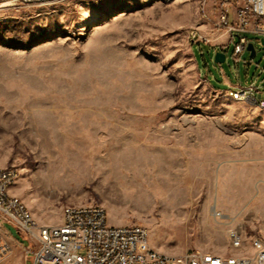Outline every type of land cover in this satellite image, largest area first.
Here are the masks:
<instances>
[{
  "label": "rangeland",
  "instance_id": "rangeland-1",
  "mask_svg": "<svg viewBox=\"0 0 264 264\" xmlns=\"http://www.w3.org/2000/svg\"><path fill=\"white\" fill-rule=\"evenodd\" d=\"M242 3L0 8V167L18 170L11 188L39 224L98 205L109 226H141L169 255L235 253L228 229L248 247L264 239V107L224 92L252 86L264 100V36L241 34L255 54L234 56L238 35L216 27ZM210 43L226 45L224 63ZM15 255L0 264H31Z\"/></svg>",
  "mask_w": 264,
  "mask_h": 264
},
{
  "label": "built area",
  "instance_id": "built-area-1",
  "mask_svg": "<svg viewBox=\"0 0 264 264\" xmlns=\"http://www.w3.org/2000/svg\"><path fill=\"white\" fill-rule=\"evenodd\" d=\"M62 1L0 0V8ZM216 27L230 34L231 41L233 35H238L233 54L239 56L250 42L241 34L264 36V0H243L235 12L234 22L230 23L223 13ZM255 90L252 86L232 87L226 94L264 107V100L255 98ZM16 175L19 174L15 167H0V262L11 252L1 231L2 224L7 223L27 241L26 252L31 264H264V252L246 257L217 256L199 249L180 256L161 253L150 247L148 233L141 226L111 229L105 210L98 205L66 206L59 228L30 221L29 209L18 205V197L9 193ZM227 238L230 250L243 246L241 233L236 229H228ZM256 243H264V240L257 237L255 248Z\"/></svg>",
  "mask_w": 264,
  "mask_h": 264
},
{
  "label": "bare ground",
  "instance_id": "bare-ground-1",
  "mask_svg": "<svg viewBox=\"0 0 264 264\" xmlns=\"http://www.w3.org/2000/svg\"><path fill=\"white\" fill-rule=\"evenodd\" d=\"M57 3H60V2H49V4H57ZM228 98H230L231 100H234V101H239V98H233L232 96H230V94H227ZM241 102V101H239ZM18 178V175H16V180ZM18 205H23L24 207H26V205L23 203V201L18 198ZM99 209L101 210H104L102 207L99 206ZM66 211V207L64 208L63 212L64 213ZM29 220L30 221H36L32 216L31 214L29 213ZM51 228H59V225H55V226H51ZM111 229H120V227H112L110 226ZM264 240V239H262ZM241 241H243V246H240V247H232L231 249L233 251H235V253H232L230 254V257H246V256H251V255H262V252H264V243H256V248H255V241H257V238H254L250 241L249 243V249H246L248 251L245 250V252L243 253H239L238 251L240 250H243L244 249V239H243V236L241 235ZM208 253H211L212 255H217V256H225V255H220V254H217V253H213V252H209L207 251Z\"/></svg>",
  "mask_w": 264,
  "mask_h": 264
},
{
  "label": "crops",
  "instance_id": "crops-1",
  "mask_svg": "<svg viewBox=\"0 0 264 264\" xmlns=\"http://www.w3.org/2000/svg\"><path fill=\"white\" fill-rule=\"evenodd\" d=\"M235 12H236V10L234 11V13L233 14H230V15H228L227 14V17H228V21L230 22V23H232V22H234L235 21ZM223 14V13H222ZM226 14V13H225ZM216 39H218L217 37L216 38H211V40H213V41H217ZM211 40H209V41H211ZM225 40L228 42V43H230V39H229V36H227L226 35V38H225ZM226 41H225V43H226ZM206 43V42H205ZM208 45H210V46H213V48H215L217 51H221V50H223L222 52H224V49H225V47H226V45H225V47H219L217 44H208ZM226 59V58H225ZM225 91H227V90H224V92ZM9 193L10 194H12V195H15L14 194V192H13V190H12V188L10 187V189H9ZM4 234H5V241L9 244V246H10V248H11V252H13V253H15L16 255H15V260L16 261H18V263H19V261L20 260H25V258H26V255H29L27 252H26V247H24V246H22V244H20L18 241H16V240H14V239H12V238H9V239H6V237H8V233L6 232V231H4L3 232ZM248 242H249V240L248 241H246L245 240V245H246V248L247 249H249V247H248ZM10 252V253H11ZM10 255V254H9ZM8 255V256H9ZM223 255V254H222ZM7 256V257H8ZM14 260H12V262H13Z\"/></svg>",
  "mask_w": 264,
  "mask_h": 264
},
{
  "label": "water",
  "instance_id": "water-1",
  "mask_svg": "<svg viewBox=\"0 0 264 264\" xmlns=\"http://www.w3.org/2000/svg\"><path fill=\"white\" fill-rule=\"evenodd\" d=\"M260 44L261 46H264V38H261L260 39ZM251 56H253L255 54V49H254V46L251 42H249L246 46V49ZM225 62V54L224 52L222 51H216L214 53V63L216 64H221V63H224Z\"/></svg>",
  "mask_w": 264,
  "mask_h": 264
}]
</instances>
